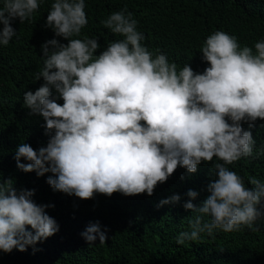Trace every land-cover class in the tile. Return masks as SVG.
Wrapping results in <instances>:
<instances>
[{
	"label": "clouds",
	"instance_id": "obj_1",
	"mask_svg": "<svg viewBox=\"0 0 264 264\" xmlns=\"http://www.w3.org/2000/svg\"><path fill=\"white\" fill-rule=\"evenodd\" d=\"M40 2L3 0L0 45H8L17 34L12 21H30ZM101 23L124 39L109 43L97 56L98 39L72 38L88 24L85 0H55L51 5L46 27L69 42L51 39L41 46L44 67L35 78L45 83L24 94V106L43 117L46 134L52 135L38 151L19 144L17 167L38 176L51 172L47 183L54 190L87 200L96 193L152 196L178 166L195 174L201 162L216 157L223 163L213 164L218 178L208 185L210 195L196 206L191 200L198 192H187L191 200L183 207L199 215L190 222L192 231L181 232L177 243L197 241L205 231L211 236L214 229L258 231L264 182L253 177V187H247L225 165L253 156L255 140L241 122L252 127L257 119L264 120V40L255 43L254 54L251 47L241 48L234 35L215 31L200 49L210 64L201 74L189 64L177 71L163 53L153 58L141 43L146 37L137 30L138 21L126 8ZM12 185V180H0V250L7 253L26 251L59 231L45 211L49 205L30 199L34 190L18 193ZM180 200L173 195L158 207ZM205 215L210 221L203 220ZM107 231L97 221L81 235L89 246L97 238L105 244Z\"/></svg>",
	"mask_w": 264,
	"mask_h": 264
},
{
	"label": "trees",
	"instance_id": "obj_2",
	"mask_svg": "<svg viewBox=\"0 0 264 264\" xmlns=\"http://www.w3.org/2000/svg\"><path fill=\"white\" fill-rule=\"evenodd\" d=\"M54 2L42 0L30 21H12L17 34L8 45H0V180H12L18 193L34 190L30 199L40 206L49 205L45 211L56 220L59 231L28 245L23 252L0 250V264H264V215L255 222L259 229L255 232L247 227L230 233L214 229L211 236L205 231L197 241L177 243L181 232L192 231L190 222L199 215L183 207L191 200L187 192H198L191 200L196 206L210 195L208 185L218 178L213 164L223 163L216 157L212 162H201L195 174L178 166L166 182L156 186L152 196L96 193L87 200L54 190L47 183L51 172L38 176L17 167L19 144L28 143L38 151L47 146L52 135L46 134L43 117L31 114L24 106V94L34 93L45 83L43 78H35L44 67L41 46L51 39L69 42L46 27ZM125 8L146 37L142 45L153 58L165 54L170 63L177 64V71L189 64L195 73L202 74L210 66L200 49L217 30L234 35L241 48L251 47L254 54L255 43L264 40V0H85L88 24L79 37L72 38L98 39V56L109 43L124 39L101 21ZM52 92L57 95L54 87ZM57 102L62 105V98ZM241 124L252 132L253 156L225 166L244 179L247 187H253L249 183L253 177L264 182V120L257 119L252 127L249 122ZM177 194L181 197L178 203L158 207L162 200ZM258 207L264 213V201ZM203 220L210 221V217L205 215ZM97 221L102 230L108 229V240L100 244L97 238L89 246L81 233ZM27 228L34 232L31 226Z\"/></svg>",
	"mask_w": 264,
	"mask_h": 264
}]
</instances>
